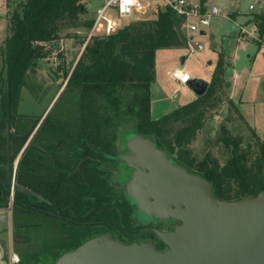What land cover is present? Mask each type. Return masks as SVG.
I'll use <instances>...</instances> for the list:
<instances>
[{"label":"trees","instance_id":"trees-1","mask_svg":"<svg viewBox=\"0 0 264 264\" xmlns=\"http://www.w3.org/2000/svg\"><path fill=\"white\" fill-rule=\"evenodd\" d=\"M7 7L9 34L2 45L5 72L1 77L3 88L0 93V160H5L7 141L4 130L7 116L13 126L14 107L21 87L26 84V74L56 48L45 47L44 44L57 40L66 22L89 30L94 21L80 20V15L86 12L82 0H8ZM251 16L249 22L257 27L260 38L264 32V7ZM85 41L86 36L80 41L84 47L72 69L68 63V67L63 69L67 81L61 93V101L68 108L60 103L58 105L61 108L54 107L59 111L66 109L73 115L70 108L74 105V110L78 112L77 132L73 133L72 124L65 127L63 123L59 124V129L54 133L60 141L63 133L68 134L69 139L74 140L75 137L73 143L65 144H75L67 149L69 154L75 156L74 160L83 157L85 153L82 149H88V153L91 151L94 157L102 160H115L118 139H126L128 134H139L150 138L157 147L172 156L176 163L206 178L218 200L231 202L264 193V140L254 130L252 142L240 134L233 135L227 123L220 125L221 134L215 141L221 142L228 151L223 163L218 162L210 151L198 159L189 149L197 132L205 125L207 111L217 104L213 101L214 97L227 86V63L222 54L217 57L208 88L203 95L161 116H152L150 87L155 79L156 50L186 46L183 19L173 10L158 8L153 18L133 21L109 34L93 35L86 44ZM51 118L52 115L46 119ZM36 123L32 121L30 131L24 136L15 133L11 145L15 156L20 153ZM41 134L43 130L39 128L35 134L39 145L44 144ZM49 149L55 158L56 150ZM22 156L19 154L17 183L38 193L60 209L70 205L78 214H85L91 209L106 210L93 212L86 220L77 221L70 210L59 213L47 203L15 190L14 211L16 214L25 212V230H15L14 233V238L25 241V247L17 249L20 257L16 264H54L64 253L104 234L108 224L120 227L119 213L107 210L112 206L119 207L123 212L124 223L131 232L142 227L131 222L132 207L127 196H124L123 189L118 191L105 177L106 172L99 169L100 163L96 160L83 161L76 171L67 173L56 171L51 159L43 158L34 144H27ZM46 161L48 166H45ZM90 163H93V175L85 179L82 170ZM54 165L60 167L57 162ZM82 175V180L79 178L77 183H73L75 177ZM8 191L9 187L0 183V201L3 197L7 198ZM45 217L49 218L46 219L48 224H44ZM18 218L23 220L20 216ZM52 221H56L61 232L49 231L48 237L44 235L43 240L33 246L34 236L29 230L37 228L41 231L43 225H49Z\"/></svg>","mask_w":264,"mask_h":264},{"label":"rangeland","instance_id":"rangeland-1","mask_svg":"<svg viewBox=\"0 0 264 264\" xmlns=\"http://www.w3.org/2000/svg\"><path fill=\"white\" fill-rule=\"evenodd\" d=\"M152 1L158 3L160 0ZM207 1L218 4L222 10L218 16L212 18L210 26L204 29V34H196V38L204 45L203 51L188 54L186 47L156 50L155 79L151 85L152 101L154 99L152 116H161L175 107L189 102L196 96L188 84H178L171 77L173 68H182L188 71L192 77L203 78L209 82L217 57L222 54L227 63L225 67V84L227 86L222 89L217 97H214L213 101H216L217 104L213 109L207 111L204 120L205 125L197 132L195 139L189 145V149L198 159L210 151L218 162L223 163L227 158L228 151L221 142L215 141L217 136L221 134L219 132L221 124L227 123L233 135L240 134L246 140L251 139L254 142L252 130L260 139L264 140V32L259 38L257 27L249 22V19L252 18L251 14L264 7V0H259L258 3L257 0ZM254 1L257 3H255L256 8L251 11L248 9V5ZM7 3L8 0H0V71L4 65L2 45L9 34ZM82 3L86 12L80 15V20L89 21L94 20L97 8L101 7L104 1L82 0ZM155 11L152 9L143 14L133 13L129 16L118 17L114 8H109L108 14L117 21L119 28H121L133 21L153 18ZM89 32L90 29L86 30L82 26H71L69 22H66L58 34V39L52 43L44 44L45 47H56L54 48L55 51L51 56L40 59L35 66L36 70L28 73L27 86L22 89L20 95L19 111L28 112L26 114L29 115L40 114L43 110L48 109L54 98H57L58 95L60 98L62 97V85L59 83L64 81L62 77L64 74L59 66L61 63L63 64V61L70 64L69 67L74 65L84 47L80 41L84 36L87 37ZM182 57H185L184 61L181 60ZM56 73L59 74L56 75ZM2 88L3 81L0 77V93ZM56 107L61 108V105L57 103ZM71 109L73 111L75 106L72 105ZM60 112L63 115H71V112L66 109H61ZM129 136L131 134H128L125 140L118 139L117 149L124 151L126 148L128 151L126 140ZM112 178H114L113 175ZM129 199L132 202L131 198ZM135 215L140 222H146L150 218V216L142 213L138 206ZM46 219L49 218L45 217ZM177 223L179 225V222ZM44 224H48V220ZM43 226L41 231L37 228H32L33 232L29 230V233L34 236L32 245L39 244L45 236H49L48 232L53 229L51 225ZM57 230L58 233L61 232L58 227Z\"/></svg>","mask_w":264,"mask_h":264},{"label":"water","instance_id":"water-1","mask_svg":"<svg viewBox=\"0 0 264 264\" xmlns=\"http://www.w3.org/2000/svg\"><path fill=\"white\" fill-rule=\"evenodd\" d=\"M187 84L201 96L209 82L192 77ZM126 147L127 153L116 163L125 162L132 169L125 183L128 197L150 217L179 222L169 232L145 227L131 237L151 233L166 249L158 250L151 242L127 244L102 234L64 253L54 264H264V193L231 202L218 200L206 178L176 163L150 138L131 134ZM0 178L6 186L13 185L55 209L77 215L73 206L59 209L33 190L12 182L11 173L6 181ZM94 211L97 209L77 217L86 219ZM2 218L0 223L7 217L4 214ZM10 234V230L0 229V264H12Z\"/></svg>","mask_w":264,"mask_h":264},{"label":"flooded vegetation","instance_id":"flooded-vegetation-1","mask_svg":"<svg viewBox=\"0 0 264 264\" xmlns=\"http://www.w3.org/2000/svg\"><path fill=\"white\" fill-rule=\"evenodd\" d=\"M54 51H55V49H52L49 56H51V54H53ZM81 53H80V55H81ZM66 63H67L66 61H63V64L61 63V65L59 66V69H61L62 72H63V69H66L65 67H68V64H66ZM4 69L5 68L3 65V69L0 71L1 72L0 77L4 76ZM71 69H72V66H71ZM71 69H70V71H71ZM33 70L34 71L36 70L35 66L27 72L26 79H27L28 73L30 71H33ZM58 74L56 73V75H58ZM62 77H63L64 81L59 83L60 85H62L61 92H62L64 85L67 81V79L64 78V75H62ZM26 86H27V83L21 87L19 98H18L17 103L14 107V114H13L14 123H13V126L10 125L9 115L7 116L6 129L4 130V133L6 136V141H7L6 142V153H5V160H3V159L0 160V176L3 177V179L6 181V179L9 177L10 173L13 174L12 163L14 160L15 152H14V149L12 148L11 145L13 143V137L16 135L15 133H17L19 136H24L27 131H30V125H31L32 121H37L35 127H33L31 132L29 133L28 138L26 140V143H24L23 146L21 147L20 155L22 156L24 154L25 147L27 144H34L38 147L40 155L43 158L51 159L50 161L53 164V168L56 169V171L67 172V173H72V172L76 171L79 168L81 162H83V161L94 162V160H96L98 163H100L99 169H101L102 172H106L105 177L112 183V185L118 191H121V189H123L122 192L124 193V196H127L128 201L130 203V206L132 207V213H131L132 221L131 222H133V224H135V225H141L142 226L138 231L131 232L130 228L127 227V225L124 223L123 212L120 211L119 207L112 206V207L108 208L107 210H115L119 213L121 225H120V227H118L116 224H108L104 234H109L112 236V238L119 240L123 243H127V244L151 242L153 245H155V247L158 250H165L166 245H164L162 242L157 240L151 233H147L144 236L139 237V238L131 237V234H138V232L145 227L157 228V229L169 232V231H172L175 228V226L178 225V223L175 221H171V220H159V219H156L155 217H150L149 220L146 222H140L139 221V219L135 215V212H137V205L135 204V202L132 199H131L132 202L130 201V199L127 195V192H126V188H125V183L127 180H129L131 173H132V169L128 168L126 166L125 162L116 163L117 158L120 157L122 154L127 152L126 148L124 151H120V149H117V153L114 155L115 160H109L108 161V160H102L98 157H94L91 154V151L88 153V149H82V152L84 151V153H85L83 155V157H81L80 160H77V161L74 160L75 156L73 155V153L69 154L67 149H71L72 147H74L75 144H69V145H65V144H67L68 142L73 143L75 141V137H74V140L69 139L68 134L63 133V135H62L63 138L60 141V138H58V136L56 139V137L54 136V133L59 129V127H58L59 124H63V123H65V127H67L68 125L71 126V124H72V127H74L73 133L77 132L76 127H77V124L79 122V118L77 117L78 112L76 110H73V115H72V113H71V115H63L59 110H55V109L53 110L52 108L55 107V105L57 103L63 104L64 106H66L68 108V106L65 105L61 101L60 95H58L57 98H54L53 100L49 98V100H52L53 102H51V105L48 107V109L46 111L43 110V112L40 114L29 115V114H26L28 112H21V111H19V104H20L19 100H20V95L22 94V89L26 88ZM7 111L9 113V107L7 108ZM50 115H52L53 118L47 120L46 119L47 116L49 118ZM16 123H17V125H16ZM80 123H81V121H80ZM39 128L41 130H43V134H41V136H40L41 140L44 142L43 145L37 144L38 141L35 138V134ZM122 140H125V138H122ZM124 143H125V141H124ZM91 147L93 148V146H91ZM49 148L56 150L57 154H56L55 158H54V153L51 152ZM169 157L173 158L170 155H169ZM22 158H23V156H22ZM56 162H57V164H59V166H60L59 168L56 165H54ZM45 166H48V161H46ZM17 167H18V165H17ZM82 171L85 172L83 174L85 176V179L88 178L89 175L90 176L93 175V163L86 165ZM18 173H19V170H18V168H16V170H15V181H16ZM83 175H82V177H80V176L75 177V179H73V183H77L79 178H80V180H82L84 178ZM112 175L114 178H112ZM57 179L60 180V177H58ZM0 183L5 185L3 180H1V178H0ZM7 187H9V186H7ZM3 199H4V197H3ZM14 201H15V192H14V199H13V202L11 205L10 214L8 216L5 214L7 218L4 219L5 220L4 222L1 221L0 229L1 230H5V229L10 230L12 252H14L18 257V261L15 262V264H16L19 262V257H20L19 254L17 253V249L19 250V249H22L23 247H25V241L21 242L20 238H17V239L14 238V233H15V230H19V229L25 230V212H22L21 214H16L14 211ZM56 210L59 213H65L66 211H68V210H66V211L61 210L60 211L58 209H56ZM105 210L97 209V211H100V212H103ZM94 212H96V211H94ZM76 213H77V215H75L72 212L75 220L84 221L93 212L86 219H83V220L79 219L77 216H83L86 213L85 214H78L77 211H76ZM120 213H122V215H123L122 220H121ZM2 215H4V213ZM2 215L0 216V220H3ZM19 216L23 218L22 221L19 220V218H18ZM60 219H61V216L59 214L58 220H60ZM71 219L72 218H70V220ZM29 225H31V224H29ZM38 225H39V227H41L39 223H38ZM49 225H51L53 227L52 231H50V232H54V231H56V233L58 232L56 221L50 222Z\"/></svg>","mask_w":264,"mask_h":264},{"label":"built area","instance_id":"built-area-1","mask_svg":"<svg viewBox=\"0 0 264 264\" xmlns=\"http://www.w3.org/2000/svg\"><path fill=\"white\" fill-rule=\"evenodd\" d=\"M101 7L97 8L96 15L90 28V32L86 37L85 43L93 35L109 34L119 29L117 21L109 16L108 9L114 8L118 17L129 16L133 13L143 14L149 10L158 8H169L183 19V25L186 35V49L189 53L203 51V43L196 38V34H204L205 30L211 24L213 17L221 13V7L216 3H208L207 0H160L158 3L152 0H103ZM259 0H257V3ZM256 1L248 5V9L253 11ZM256 3V4H257ZM262 8V7H261ZM98 33V34H97ZM171 77L178 84H187L192 78L191 74L179 67L172 69ZM19 161L17 155L12 163L13 174L12 182H15V170ZM15 188L9 186V191L6 199L0 201V216L4 213L7 216L10 214L11 205L14 199ZM4 203L5 206H4ZM10 261L12 264L18 261L17 255L11 251Z\"/></svg>","mask_w":264,"mask_h":264},{"label":"crops","instance_id":"crops-1","mask_svg":"<svg viewBox=\"0 0 264 264\" xmlns=\"http://www.w3.org/2000/svg\"><path fill=\"white\" fill-rule=\"evenodd\" d=\"M211 3H212V2H211ZM213 3H214V2H213ZM183 59L185 60V57H183ZM184 60H183V61H184ZM175 68H176V67H175ZM173 69H174V68H173ZM152 83H153V82H152ZM151 85H152V84H151ZM150 92H152V86L150 87ZM151 94H152V93H151ZM195 97H196V96H195ZM159 98L161 99V96H159ZM153 101H154V99H153ZM153 101H152V95H151V113H152V115H153V112H154V111H153ZM158 116H159V115H158ZM155 117H157V116H155ZM19 154H20V153H19ZM19 154H18V155H19ZM15 157H16V156H15ZM15 157H14V158H15Z\"/></svg>","mask_w":264,"mask_h":264}]
</instances>
